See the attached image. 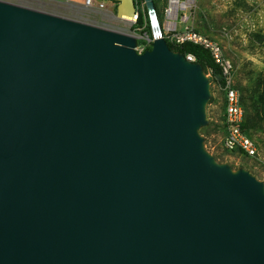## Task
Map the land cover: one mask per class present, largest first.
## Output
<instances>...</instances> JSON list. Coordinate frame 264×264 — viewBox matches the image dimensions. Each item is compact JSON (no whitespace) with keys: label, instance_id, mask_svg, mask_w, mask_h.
I'll list each match as a JSON object with an SVG mask.
<instances>
[{"label":"water","instance_id":"1","mask_svg":"<svg viewBox=\"0 0 264 264\" xmlns=\"http://www.w3.org/2000/svg\"><path fill=\"white\" fill-rule=\"evenodd\" d=\"M136 47L0 2V264H264V184L203 149L204 68Z\"/></svg>","mask_w":264,"mask_h":264},{"label":"rangeland","instance_id":"2","mask_svg":"<svg viewBox=\"0 0 264 264\" xmlns=\"http://www.w3.org/2000/svg\"><path fill=\"white\" fill-rule=\"evenodd\" d=\"M98 1L93 6H86V0H0L20 8L131 35L137 40L138 53L141 48L149 49L148 42L157 37L163 36L166 41L175 43L173 36L176 33L186 28L196 31L220 45L232 63L233 86L240 94V85H248L252 72L264 71V0H180L186 8L180 7L176 14L171 11V0H154L155 15L148 13L144 0H135L138 9L136 22L119 19L115 2L104 0L106 7L99 9ZM139 13L144 17L142 25L139 24ZM219 68V73L204 70L210 97L205 105L208 125L199 129L203 149L218 165L235 173L244 170L264 184V130L253 132L259 145L258 158L227 153L221 148L225 77ZM212 99L215 102H211ZM210 126L214 131L206 136L203 130Z\"/></svg>","mask_w":264,"mask_h":264},{"label":"built area","instance_id":"3","mask_svg":"<svg viewBox=\"0 0 264 264\" xmlns=\"http://www.w3.org/2000/svg\"><path fill=\"white\" fill-rule=\"evenodd\" d=\"M96 0H86V6H93ZM99 9H104L106 3L104 0L98 1ZM136 22L138 20V9L135 18H130ZM174 42L178 45L192 43L209 51L215 63L222 68L225 77V133L221 139V148L227 153L246 156L249 158L259 157V145L251 138L243 129L242 125L245 120V110L241 101L240 92L234 88L232 80L233 66L228 60L220 45L197 33L196 31L185 29L174 36ZM153 41L148 42L150 46ZM149 49L144 47L139 50V54H143ZM186 59L191 62H196L192 55H187Z\"/></svg>","mask_w":264,"mask_h":264},{"label":"trees","instance_id":"4","mask_svg":"<svg viewBox=\"0 0 264 264\" xmlns=\"http://www.w3.org/2000/svg\"><path fill=\"white\" fill-rule=\"evenodd\" d=\"M115 3L119 4L118 2ZM139 24H144V17L140 13ZM167 43L173 52H178L185 56L192 55L196 59V62L199 63L205 71L212 70L214 73H219L221 71L209 51L201 46L192 43H185L183 45H177L176 43H171L169 41H167ZM151 48L152 44L149 46V50ZM240 91L241 101L245 109V120L242 127L245 132L255 140L253 132L264 130V71L252 72L250 82L246 86L241 84ZM211 102H215V99H212ZM223 111L225 113V97ZM221 126L223 127V133H225L224 120ZM213 131L214 129H212V126L203 130L206 136L211 135Z\"/></svg>","mask_w":264,"mask_h":264},{"label":"bare ground","instance_id":"5","mask_svg":"<svg viewBox=\"0 0 264 264\" xmlns=\"http://www.w3.org/2000/svg\"><path fill=\"white\" fill-rule=\"evenodd\" d=\"M182 7V8H186L185 4H181L180 0H171V11L173 14H176L178 12V9ZM125 20L130 21V18H125Z\"/></svg>","mask_w":264,"mask_h":264}]
</instances>
